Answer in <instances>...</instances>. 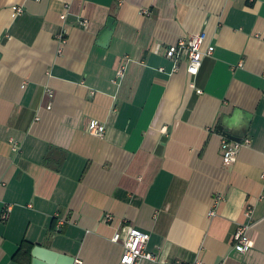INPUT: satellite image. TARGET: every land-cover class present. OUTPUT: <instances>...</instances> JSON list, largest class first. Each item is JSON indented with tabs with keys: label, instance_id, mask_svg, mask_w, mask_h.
Instances as JSON below:
<instances>
[{
	"label": "crops",
	"instance_id": "0c3cea01",
	"mask_svg": "<svg viewBox=\"0 0 264 264\" xmlns=\"http://www.w3.org/2000/svg\"><path fill=\"white\" fill-rule=\"evenodd\" d=\"M201 33L192 77L165 50ZM224 138L251 145L226 165ZM124 224L142 264H264V0H0V264H121Z\"/></svg>",
	"mask_w": 264,
	"mask_h": 264
},
{
	"label": "built area",
	"instance_id": "2783aa9c",
	"mask_svg": "<svg viewBox=\"0 0 264 264\" xmlns=\"http://www.w3.org/2000/svg\"><path fill=\"white\" fill-rule=\"evenodd\" d=\"M17 15H22L25 9L20 6H15L12 9ZM143 14L149 15L148 10H144ZM86 24V22L84 23ZM206 39V33L190 37L186 40H181L177 45L171 46L165 50L167 58L173 60L176 65L183 55L188 57V73L192 77L197 76L203 65V60L206 57H210L214 54L215 48L210 46L204 50V43ZM163 70V69H162ZM177 66H176V69ZM126 76L125 65L121 66L117 72V78L115 83L123 80ZM194 87V85H192ZM201 93V91H198ZM50 97H53V92L49 91ZM92 135L97 137H104L106 134L105 126L101 125L97 121L91 123L90 131ZM251 145V140L244 138L241 141H233L228 138H224L222 141V153L224 163L226 165L233 164L242 148ZM224 198L222 195H218L216 203H220ZM10 208L4 214V219H7ZM254 209L252 206H248L246 210V217L248 223L240 225L234 235V248L240 253H246L251 248V239L248 234ZM215 212L210 213V217H213ZM115 220L114 215H104L103 221L106 223H113ZM111 241L115 244L122 245L124 252L121 258V264H142L143 261L156 262L157 258L154 254L147 251V246L150 242V235L142 232L132 225L124 224L122 228L118 229L113 235ZM77 264H81L80 261H76Z\"/></svg>",
	"mask_w": 264,
	"mask_h": 264
},
{
	"label": "water",
	"instance_id": "95a60500",
	"mask_svg": "<svg viewBox=\"0 0 264 264\" xmlns=\"http://www.w3.org/2000/svg\"><path fill=\"white\" fill-rule=\"evenodd\" d=\"M116 27L115 21L112 19L109 21L106 30L103 32V40L107 43L114 33ZM105 46V45H104ZM239 140V139H238ZM34 264H42L41 261H45L47 264H75V258H69L52 251L44 250L42 247H36L33 252Z\"/></svg>",
	"mask_w": 264,
	"mask_h": 264
},
{
	"label": "trees",
	"instance_id": "16d2710c",
	"mask_svg": "<svg viewBox=\"0 0 264 264\" xmlns=\"http://www.w3.org/2000/svg\"><path fill=\"white\" fill-rule=\"evenodd\" d=\"M32 248H28L27 249V253L29 254L30 253V250H31ZM19 257H20V251L17 253V255L15 256V258H16V260H18L19 259Z\"/></svg>",
	"mask_w": 264,
	"mask_h": 264
}]
</instances>
